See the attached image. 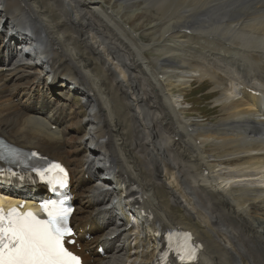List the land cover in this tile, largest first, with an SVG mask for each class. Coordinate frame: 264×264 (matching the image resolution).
<instances>
[{
	"label": "bare ground",
	"instance_id": "bare-ground-1",
	"mask_svg": "<svg viewBox=\"0 0 264 264\" xmlns=\"http://www.w3.org/2000/svg\"><path fill=\"white\" fill-rule=\"evenodd\" d=\"M205 80L214 123L184 107ZM0 136L78 172L86 264H156L169 230L264 264V0H0Z\"/></svg>",
	"mask_w": 264,
	"mask_h": 264
},
{
	"label": "snow or ice",
	"instance_id": "snow-or-ice-1",
	"mask_svg": "<svg viewBox=\"0 0 264 264\" xmlns=\"http://www.w3.org/2000/svg\"><path fill=\"white\" fill-rule=\"evenodd\" d=\"M60 172L63 173L62 168ZM58 182L62 184V178ZM43 207L47 214L43 220L32 212L21 214L12 209L5 214L0 209V264H80L79 257L64 245L65 237L72 234L68 224L71 209L56 200L43 202ZM180 248L181 259H194V249L186 240Z\"/></svg>",
	"mask_w": 264,
	"mask_h": 264
},
{
	"label": "rangeland",
	"instance_id": "rangeland-1",
	"mask_svg": "<svg viewBox=\"0 0 264 264\" xmlns=\"http://www.w3.org/2000/svg\"><path fill=\"white\" fill-rule=\"evenodd\" d=\"M107 1H109V0H107ZM139 11L142 14L146 13L143 10H139ZM214 17H215V14H213L211 16V18H214ZM137 18H140V16H137ZM137 18L136 19H135V17L132 18V19L130 18L129 19L130 21L129 20H126V21H128L130 23V25H131V22H133L134 24H135V22H136V24L141 23L140 24L141 29L138 31V34L142 38H145V40H146L147 43H151L152 42V37H153L154 33L153 32H150V31H147L149 28L146 25L145 18L144 19H141L140 18L141 19L140 21H138ZM143 23H145V24H143ZM131 26H133V24ZM148 55L151 58V57H153L155 55V52L152 53V51H149L148 52ZM205 81H204V84H201L200 82L193 83V87L186 94V101L188 102V104H184V107L189 111V115L191 117H200L201 119L204 120V122L207 121L206 123H214L215 120H216V118L220 115V112H219L220 110H219V108H214V107H216V103H215L216 96H214L213 94L212 95L210 94L211 91H212V83H211V81H209V80H205ZM50 92L53 95L60 94V93H54V88L52 87V85H51ZM199 94L201 95V97H198ZM57 96H59V95H57ZM68 96L71 98V100L77 99L79 101L78 104H81V106L83 105L82 104L83 101L81 100V98L79 96L78 97H75L73 93H70V94L68 93ZM70 140H71L70 143H73L72 140H75V138H72L71 137ZM72 175L74 177L73 178L74 179V182L76 183L77 178H78V172L74 171V172H72ZM86 208L88 210L93 209L91 204H87ZM84 214H86V213H84ZM78 217L79 218H82V217H84V215L82 214V215H79ZM75 224L76 225H80V224L82 225V224H85V221L78 222V221L75 220L74 225ZM95 246H91L89 248L91 250V252H94V255L93 256L99 255L94 250V247Z\"/></svg>",
	"mask_w": 264,
	"mask_h": 264
}]
</instances>
